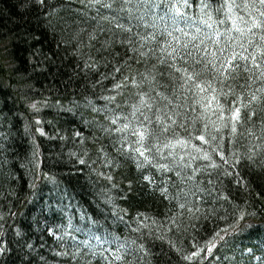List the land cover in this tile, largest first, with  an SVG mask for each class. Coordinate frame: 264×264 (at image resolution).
Here are the masks:
<instances>
[{
	"label": "trees",
	"instance_id": "trees-1",
	"mask_svg": "<svg viewBox=\"0 0 264 264\" xmlns=\"http://www.w3.org/2000/svg\"><path fill=\"white\" fill-rule=\"evenodd\" d=\"M28 2L0 0V215L4 217L0 220V232L4 233L0 246L6 249L0 253V264H85L83 257L73 260L56 255L64 249L48 229L61 234V226L71 217L75 226L123 238L129 234L125 223L132 225L138 214L149 217L147 223L157 222L152 235L143 229L146 235L142 242L149 253L145 264H188L172 245L187 253L194 250L193 243L204 247L217 232L223 239L216 237V247L210 255L205 251L202 264H264V112L258 110L254 127L247 126L255 135L242 137L236 145L242 152L253 147L257 153L254 162L245 159L237 166L241 183L220 170L216 187L228 201L214 199L215 193L205 197L201 211L195 213L199 219H191L193 214L183 210L177 229L168 217L182 210L174 201L169 205L154 193L133 163L112 169L115 188L99 175L109 173L100 148L103 146L110 158L116 154L99 129L105 122L102 114L93 112L92 106L103 108L106 102L102 97L123 79L121 74L113 79L114 66L131 53H125L119 38L106 51L97 52L100 45L96 41L89 48L88 33L94 25L83 15L77 16V9H81L78 0H46L47 9L34 0L25 7ZM198 3L190 0L189 14L198 11ZM89 15H95V10ZM81 27L87 31L77 38ZM106 38L108 34L101 40ZM90 56L98 67L85 70ZM129 63L132 71H143V64ZM33 103L39 111L31 108ZM240 131L245 132L246 127ZM78 157L86 163L81 165ZM42 175L53 177L55 182L42 179ZM234 206L255 215H246L237 224L239 214ZM119 215L124 221L118 220ZM221 229L228 231L225 234ZM17 231L22 235L17 236ZM87 259L91 264H105L99 256Z\"/></svg>",
	"mask_w": 264,
	"mask_h": 264
},
{
	"label": "snow or ice",
	"instance_id": "snow-or-ice-1",
	"mask_svg": "<svg viewBox=\"0 0 264 264\" xmlns=\"http://www.w3.org/2000/svg\"><path fill=\"white\" fill-rule=\"evenodd\" d=\"M31 3L29 0L25 7ZM34 3L44 9L49 7L46 0ZM78 3L81 9H77V16L83 15L94 25L88 33L89 48L96 41L100 45L97 52L106 51L119 38L125 53H131L122 64L114 66L113 79L116 74L123 75V79L113 85L109 95L102 97L106 102L103 108L92 106L93 112L102 114L105 122L99 129L116 154L110 158L104 147L100 148L109 173L99 175L115 188L112 169L133 163L154 193L158 192L169 205L174 201L182 210L168 217L177 229L180 228L177 218L183 215V210L193 214L191 219H199L195 213L201 211L205 197H213L215 193L214 199L228 201L216 187L220 183V170L240 184L237 166L245 159L254 162L257 156L253 147L245 153L236 145L242 137L255 135L252 127L247 126L254 127L258 110L264 112V0H199L198 11L192 14L187 11L190 0H78ZM93 9L95 15H89ZM85 31L81 27L76 37ZM104 34L108 38L101 40ZM80 44L82 47L83 42ZM130 61L143 64V71L139 68L132 71ZM93 67L98 64L90 56L84 69ZM31 108L39 111L37 103ZM241 127H246V131L241 132ZM36 131L45 134L40 128ZM36 154L33 152L34 157ZM78 159L81 165L86 163L85 159ZM41 178L55 182L51 176ZM131 191L129 180L128 192ZM234 209L239 214L237 224L246 215H255L239 206ZM117 218L124 221L123 215ZM3 219L0 215V220ZM148 220L146 215L138 214L132 225L125 223L129 234L123 238L113 232L97 234L92 229L75 226L71 217L66 226H61V234L56 235L51 228L48 231L64 249L56 252L58 256L73 260L83 257L85 264H91L87 257L97 256L105 264H145L149 253L142 242L146 235L143 229L147 228V235H152V226L157 224L154 219L151 223ZM227 231L221 229L225 234ZM133 233L139 235L133 237ZM75 234L85 238L79 239ZM3 235L0 232V237ZM16 235L22 234L17 231ZM216 237L223 239L217 232L204 247L193 243L194 250L187 253L175 244L172 247L188 264H202L205 251L210 255L216 247ZM5 250L0 246V253ZM252 251L248 249L249 254ZM256 260L262 261V257L256 256Z\"/></svg>",
	"mask_w": 264,
	"mask_h": 264
}]
</instances>
